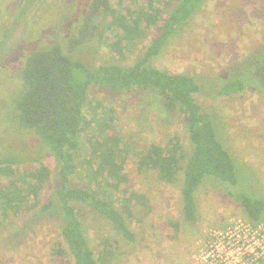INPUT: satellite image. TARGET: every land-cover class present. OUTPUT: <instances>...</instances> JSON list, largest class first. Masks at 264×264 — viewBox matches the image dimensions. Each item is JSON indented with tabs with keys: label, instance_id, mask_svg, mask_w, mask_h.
<instances>
[{
	"label": "rangeland",
	"instance_id": "rangeland-1",
	"mask_svg": "<svg viewBox=\"0 0 264 264\" xmlns=\"http://www.w3.org/2000/svg\"><path fill=\"white\" fill-rule=\"evenodd\" d=\"M109 1L115 5L118 0ZM159 1L162 0H154L152 9H161L162 15L169 13L177 2L173 0L170 6H164ZM90 2L63 0L52 2L53 8L49 2L39 3L30 20L32 25H28L27 37L8 53L7 60L17 64L12 68V62L7 67L6 60L0 57V63L7 67L0 73V157L15 159L10 165L15 173L24 174L41 164L50 170L48 180L38 190L34 206H31L34 199L28 198L19 204L17 212L8 207L3 214L0 208V264H73L69 254L62 256L54 252L55 241L61 239L60 209L53 203L47 210L39 211L51 197L52 184L57 179L55 159L32 131L17 125L15 118V99L24 90L22 79L15 77L23 65V57L57 43L71 58L81 60L87 67L112 62L130 65L142 56L158 32V24L144 28L143 34L131 44H121L123 53L119 56L110 49L111 36L103 28L104 19L98 15L91 26L95 37L68 49V39L82 25ZM147 2L136 1L142 5ZM136 3L123 0L117 8L128 5L134 9L138 7ZM101 34L105 39L99 40ZM260 45H264V0H204L170 35L150 63L172 73L217 79ZM259 52H264V48ZM249 61L245 63L247 72L251 67ZM193 96L221 134L216 137L220 141L222 136L232 155L238 181L230 188L225 182L205 176L195 190L196 218L190 225L182 216L181 170L174 180L165 182L158 179L156 171L137 168V153L151 144L169 145L171 137L179 140L183 154L188 155L190 143L182 115L176 110L167 111L162 96L153 89L90 88L88 97L97 105L84 110L88 123L83 140L97 134L98 123L109 117L104 133L117 135L120 144L128 146L122 166L126 180L118 191L108 188V197L117 209H121L123 196L142 197L140 202L131 205L129 214L124 212L126 224L134 235L132 240L121 236L109 220L84 203L71 202L93 254L97 256L104 244L105 250H110L109 261L98 264H195L194 255L206 243L212 227L223 226L234 216H244L228 190L264 195V94L247 87L230 95L210 94L205 90ZM81 147L79 159L83 158V144ZM84 171L78 164L76 172L70 175L71 186H85ZM9 177L0 174L2 188L9 183ZM62 246L66 249L65 244Z\"/></svg>",
	"mask_w": 264,
	"mask_h": 264
},
{
	"label": "trees",
	"instance_id": "trees-1",
	"mask_svg": "<svg viewBox=\"0 0 264 264\" xmlns=\"http://www.w3.org/2000/svg\"><path fill=\"white\" fill-rule=\"evenodd\" d=\"M133 1L136 3L137 0ZM203 1L177 0L170 12L162 15L161 9H152L154 0H148L146 5L136 3L138 7L134 9L128 5L123 9L117 8L122 5L123 0H118L115 5L109 0H91L82 25L76 35L68 39V49L77 48L95 37L94 27L91 26H94V18L98 15L104 19L103 28L111 36L108 42L110 49L119 56L123 53L121 44L128 46L135 37L143 34L144 28L159 25L157 34L142 56L130 65L112 62L87 67L81 60L71 58L57 43L44 50L32 51L24 60L19 72L24 90L15 99V118L17 125L32 131L55 159L57 179L52 184L51 197L39 211L47 210L53 203L60 209L61 239L55 241L54 252L62 256L69 254L73 264L107 263L110 250H105L104 244L97 256L93 254L71 205L72 201L84 203L98 212L110 221L116 232L125 239L132 240L134 235L126 224L124 212L129 214L131 205L142 200L139 195L128 194L120 202L121 209H117L108 197V188L118 191L119 185L126 180L122 166L128 150L127 145L120 144L117 135L104 133L109 117L98 123L97 134L87 136L84 140L82 138L88 123L84 110L97 105L92 104L88 97L93 86L110 91L153 89L162 96L163 106L167 111L176 110L182 115L190 143L188 155L183 154L179 140L171 137L169 145L162 147L151 144L137 153V168L139 171L154 170L158 179L165 182L174 180L181 170L182 216L188 224L195 221L194 194L205 176L225 182L230 188L237 185L235 161L225 147L222 136L221 142L217 139L216 134H221L193 95L205 90L210 94L230 95L247 87L264 94V52H259L264 45L225 70L217 79L172 73L150 63V59L160 53L170 35ZM160 2L161 5L170 6L174 1ZM102 39H105L103 34L99 36V40ZM106 39L108 40L107 35ZM248 59L249 64L251 63L249 72L245 64ZM108 113L111 114L110 111ZM81 144L84 151L83 158L79 159L77 155L79 151L82 152ZM14 161L11 156L0 157V174L10 176L9 183L4 188L0 186V208L3 214L8 207L17 212L19 204L28 198L34 199L31 204L34 206L38 190L50 176L49 168L42 164L24 174L15 173L10 168ZM181 161L183 165L180 164ZM78 164L85 170L84 187H73L70 183V175L76 172ZM21 184L25 187L20 186ZM228 194L238 201L246 219L252 222L264 219L263 194H244L233 190H228Z\"/></svg>",
	"mask_w": 264,
	"mask_h": 264
},
{
	"label": "built area",
	"instance_id": "built-area-1",
	"mask_svg": "<svg viewBox=\"0 0 264 264\" xmlns=\"http://www.w3.org/2000/svg\"><path fill=\"white\" fill-rule=\"evenodd\" d=\"M195 264H264V219L252 222L234 216L212 227L194 255Z\"/></svg>",
	"mask_w": 264,
	"mask_h": 264
},
{
	"label": "flooded vegetation",
	"instance_id": "flooded-vegetation-1",
	"mask_svg": "<svg viewBox=\"0 0 264 264\" xmlns=\"http://www.w3.org/2000/svg\"><path fill=\"white\" fill-rule=\"evenodd\" d=\"M43 2H49L53 8V3H61L63 0H0V57L6 60L7 67L12 62V68L13 65L17 64V61L7 60L8 53L18 48L24 38L27 37L28 25H32L30 20L34 17V10L39 3ZM24 55L25 52L22 56ZM25 58L26 55L23 57V63ZM7 67L0 63V73L1 70H6ZM15 78L17 80L21 78L20 73Z\"/></svg>",
	"mask_w": 264,
	"mask_h": 264
}]
</instances>
